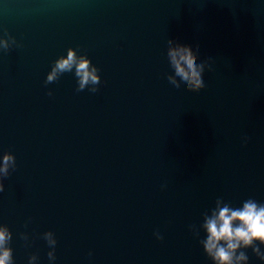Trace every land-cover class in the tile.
<instances>
[{"label":"water","instance_id":"1","mask_svg":"<svg viewBox=\"0 0 264 264\" xmlns=\"http://www.w3.org/2000/svg\"><path fill=\"white\" fill-rule=\"evenodd\" d=\"M5 29L22 45L0 49L14 264H213L189 226L217 198L264 203V0H0ZM169 38L212 57L204 89L168 82ZM69 47L99 68L97 92L74 70L45 85Z\"/></svg>","mask_w":264,"mask_h":264},{"label":"clouds","instance_id":"2","mask_svg":"<svg viewBox=\"0 0 264 264\" xmlns=\"http://www.w3.org/2000/svg\"><path fill=\"white\" fill-rule=\"evenodd\" d=\"M7 38L0 39V49L7 52L12 45L18 44L16 38L4 30ZM167 59L169 67L173 70L167 74L168 82L179 89L181 84L185 90L199 92L206 87L204 73L207 69L212 71V57L199 60V52L189 44L181 43L178 40L169 38L167 40ZM199 60V62H198ZM77 78V91L88 89L90 92H97L101 83L99 68L92 63L86 53L77 55V49L69 47L66 55L58 56L52 63L51 70L47 73L45 85L59 80L64 73L73 72ZM51 96V90L47 93ZM250 137H244L243 143L247 144ZM17 167L16 158L13 152L3 151L0 153V192L5 189L4 180L10 176L11 171ZM162 185L161 188H165ZM223 205V206H221ZM27 226V222L25 224ZM190 230L195 236H199L200 229L206 233V238L200 240L204 252L212 260L213 264H247L249 256L244 249L251 248L256 257L264 261V251L260 245H264V203L248 198L242 202L241 207L231 206V202L217 198L215 207L203 213V223L197 228L190 225ZM25 241L28 234L20 233ZM157 240H163L159 231L154 233ZM49 251V261L56 260L55 247L57 239L53 231L43 233ZM12 232L6 224L0 225V264H14L13 250L10 246ZM259 242V243H257ZM91 251L89 256H91ZM29 264H36L38 256L33 253L29 256Z\"/></svg>","mask_w":264,"mask_h":264}]
</instances>
